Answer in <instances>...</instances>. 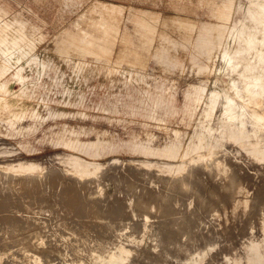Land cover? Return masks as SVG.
Segmentation results:
<instances>
[{"label": "rangeland", "instance_id": "1", "mask_svg": "<svg viewBox=\"0 0 264 264\" xmlns=\"http://www.w3.org/2000/svg\"><path fill=\"white\" fill-rule=\"evenodd\" d=\"M8 1L15 11L24 8L30 13L33 20H42L45 22L44 28L50 30L52 32L51 34H55L58 30L59 26H57L56 22L58 13L62 9V0ZM97 1L117 7L122 6L124 8L132 3L138 7L143 5L147 9L155 8L162 13L171 14H174L177 12L176 9L180 10L183 6V4L180 3L173 7V5L167 2H163L160 6L157 5L152 7V5H139V3L130 2L129 0ZM196 1L199 2L198 0ZM200 1V4L190 6L189 9H187V13L190 17L199 20V22L214 20L215 18L211 16L210 9L205 4L206 0ZM260 4H263V6L261 5L260 7ZM261 10L262 12L264 11L263 0H231L230 5L226 7V26L212 25L214 31L210 36H207L201 41L199 38H196L192 43L194 47H199L206 52L208 50L212 51L209 60L212 64V69L209 73L208 86L195 122L193 116H186L182 112V98L185 90L188 88V82L184 80L183 73L178 74L175 72L172 73V75L155 77V72L158 71V67H156L154 61H151L149 65L151 69L154 68L150 75L151 82H149L151 94L153 95L155 86H160L162 90L167 89L168 94H171L170 97L174 104H170L173 105L174 113H168V115H163L162 113L164 120H155L151 117L130 115L124 112L121 114H110L100 109V106L105 103L109 91H122L123 86L121 80L123 77L119 75L121 73H117L113 81L104 74V70L94 72L87 76H81L77 81V85L78 89L80 88L84 93L83 100L81 102L71 100L66 104L62 102L58 96V93L62 91V85L60 81H58V78H56L53 82L54 87L51 88L49 97L47 96L49 100L48 104L52 107L65 108L67 111L48 117L38 125L36 129H34V120L27 116L22 123L33 124L32 130H35L29 137H13L0 134V179L5 180L10 176L12 178H47L45 180L46 182L42 181L44 184L41 182V184H37L36 182L32 184V186L37 184L36 186L38 187H33L35 189L37 188V195H40L39 197H34L36 192H33L36 190L28 191V196L30 197L32 194L31 196L34 197L36 201L35 202L31 197L34 201V203H32L33 201L30 200L32 203L31 205L39 204V208H41L33 220L35 224L31 223L32 221L25 223L24 220L22 224L21 218L19 217V220L17 215L12 213L14 208H18V206H16L18 203V205L30 206V202L28 201V199H30L29 197L25 201H21L20 198L17 199L23 191L27 197V192L22 190L24 189L23 187H25L22 185L27 184H24V182L21 185L18 184V190L22 188L20 194L14 195V193H12L13 191L9 190L12 187H7V193L0 194L2 199H4L3 201H5L3 202L0 198V202H2L0 204L9 206L11 209L13 208L10 210L9 207H4L6 208L4 209L2 205H0V211H2V209L4 211L3 213L0 212V220H3L0 222V227H2L0 228V233L2 234L3 232V224L15 226L13 223L16 221L17 226L18 223L21 222L18 225L21 230L9 233L8 235L11 234L9 236L10 238L5 241L0 240V264H138L140 260V264H212L213 261L214 264H217V262L218 264H264V129H261V133L254 136L253 124L247 121L239 130L242 136L239 138H237L238 136L232 137V134L235 133L238 121L235 118H231L240 114L243 119H247L250 113L252 114L255 110L261 114L264 113V107H257L259 108L258 110L257 108L254 109V107L248 104L246 97H238L237 94L243 82H248L250 87L256 88L258 85H264V12L256 15V12ZM17 41H10L9 43L11 44L8 47L16 48ZM21 42L23 46V41ZM205 58L207 59L209 56L207 55ZM186 60L187 58H185V62ZM185 62L182 63V67L186 64ZM59 69L68 74L71 67L59 63L57 64V72H59ZM53 74L54 71H50V76ZM63 80H66V75ZM41 82L48 84L52 83L49 79H44ZM127 83L130 84L125 89H128L127 94H130V96L121 97L122 101L129 104L131 101H134V98L141 99L142 97L140 95L132 92L131 81ZM113 85L117 86L113 87ZM134 85L136 86L137 84ZM152 95L147 99H151ZM143 98L146 99V97ZM130 104L133 105V103ZM71 111L77 114H71ZM247 114L249 116H247ZM119 119L121 120L119 121ZM252 120H254L253 117ZM51 126H53V131L65 136H69L70 131H76L74 138L81 142L80 146L70 148L62 144L51 145L45 140L43 141V134L50 132L52 130ZM173 130L180 131L182 135L181 146L183 147L185 144L180 157H167L154 152L149 153L142 148L133 147L131 144L133 140L145 138L148 133L156 137H161L163 133L172 132ZM46 138L47 141L52 142L51 137ZM88 140H95V143L89 145L83 144ZM250 142H252V144ZM252 149L254 150L252 151ZM55 150L74 151L83 158L97 159L104 162L89 161L76 155L54 152ZM132 157L163 160L129 159ZM209 159L212 163L214 162L211 166L213 171L211 168H207L208 164H210ZM212 159H215V161H212ZM88 162L98 163L99 165H97L93 171L87 173L85 170H88ZM200 165L201 171L198 169ZM232 165L233 167L236 166V170H238V177H236V179H239V181H236L235 178L233 182L227 179V176L229 173L231 174V170L233 169ZM256 165L259 166L257 167ZM191 166L193 171H196L195 168L198 169L197 172L199 171L198 174H196L197 176L195 175L192 180L189 179V181L191 180V185H193L192 188L190 184L188 188H184L180 186V184H172L174 187L169 186L170 184L168 181L170 179H177L184 175ZM47 176L51 177V179H55L52 180L58 183H56L57 187L55 186V182L53 184L51 179L48 180L49 178ZM194 180L197 181L198 184L194 182ZM47 181H50V184ZM66 182L69 183V185H67L70 188L65 185ZM70 183L71 185L74 183L72 188ZM230 183L234 187H231V185L229 186ZM43 185H46V188H49L51 185L54 186L49 188L50 192L48 191V199L44 198L45 187ZM176 186H178V188ZM224 186H227L229 190H224ZM39 187L43 191L41 189L39 190ZM65 187H67V189ZM73 187H79V190H75ZM230 187L232 189H230ZM57 188L62 190L59 191ZM172 188H177L174 190L180 191L181 194L178 192L175 193V191H172ZM71 189L74 190L72 191ZM84 189L86 191L84 192L86 193L85 203L87 205L84 203ZM161 189L162 191H160ZM169 189L175 194V197H172L174 194L168 191ZM187 189L189 191H187ZM70 190L72 194L71 192L69 193ZM198 190L199 192H197ZM40 191L43 193L41 192L39 194ZM62 191L65 194H63ZM148 191L152 193L150 194ZM184 191L186 198L183 196ZM227 192H229V194ZM233 192L235 194H232ZM8 193L10 194L8 195ZM50 193L54 194H52L53 197L50 195L52 197L51 199L49 198ZM76 193L78 195H76ZM41 194H43V196ZM168 194L171 195L167 196ZM61 195L66 197H61ZM11 196H13V199ZM211 196H213V201L210 200ZM37 198L40 202L37 201ZM42 198L45 200L43 201ZM62 198H64L63 202ZM65 198H68V200H65ZM261 198L263 199L262 201L260 200ZM180 199L182 202H179ZM214 199L222 201H217V204L216 200L214 202ZM51 200L53 201L50 202ZM81 200H83L84 204L81 203ZM56 201L57 204L64 205L63 210L61 207H59L61 210L57 209L58 207H54L55 204L53 203H56ZM87 201H90V204ZM91 201L94 203L93 205H91ZM7 202L16 207L11 206ZM46 202L50 204L48 203L47 205ZM68 202L69 205H67ZM79 202L81 205L80 208ZM77 203L80 209L77 210L79 211L78 213L73 210L75 207V209H77ZM165 203L168 204L167 207ZM181 203L182 205H180ZM211 203L212 207H208L210 212L207 206H211ZM42 204H46L45 207L53 204L51 205L52 209H54L53 211L59 212L61 218L60 215H58L59 217L54 216L57 218L53 217V219H51V211L43 207ZM72 204L74 205L72 207L73 209H70ZM97 204L99 205L95 206ZM83 208L85 212H88L85 213ZM94 208H97L95 209L97 212ZM200 208L205 211H201ZM164 209L167 211L171 210V212L168 211L167 214H163L165 212ZM66 210L68 212L70 210L74 211H70V215L74 213L77 218L72 215V218L70 215L67 216L69 213ZM174 210H176L175 212L178 211V215L176 213L172 215ZM198 210H200V213L197 212ZM6 211H11V213L8 215ZM5 213H7V215ZM79 213H82L84 217L86 216L87 218H85L84 221L86 220L88 222L81 221L80 219L84 217L81 216L82 218H80ZM168 213L170 215H168ZM3 215L7 216V218L10 216V219L8 218L9 220L12 218L15 220L12 219L13 221H9ZM163 215L165 216L163 217ZM167 215L168 218H165ZM185 215L186 219H190L193 225L190 221H183L185 220ZM192 215L193 218L195 217L194 221L191 219ZM180 217L183 219L181 220ZM73 218H76V220H73ZM93 218L99 220L92 223L89 220ZM179 219L181 224L183 222L190 223L185 225L183 223V227L178 223L180 222ZM159 221L160 223H158ZM170 221H172V223L169 227L167 224ZM197 222L200 224H197ZM21 224L24 225V227H22ZM189 224L193 227L191 226L190 228ZM180 225L181 228H179ZM154 226L158 229V238L155 241L152 237ZM247 226H249V228H247ZM87 227H89L88 229H91V231L86 230ZM168 227L170 229L173 228L174 231L176 229L177 233L173 232V234V230L171 229V231ZM182 227L184 229H182ZM100 228L102 229L100 230ZM200 229L205 233L201 232ZM163 230L165 233L169 231V233H166L167 236L166 234L165 236L161 234ZM192 230L195 231L193 232ZM216 230H219L218 234ZM220 231L222 232L220 233ZM1 234L0 239L2 236ZM168 235L175 236L169 237ZM224 236L226 239H223ZM170 238H173L172 241L169 240ZM210 241L214 243L208 244ZM177 244L179 246H177ZM157 245L161 247L158 248ZM206 245L207 247H205ZM199 247L205 248H201L202 250L200 252L193 254ZM10 250L12 251L10 252ZM160 250H163L161 252L164 255L160 253ZM165 250H168L169 253ZM216 252L219 255H217ZM129 256H131L130 262H128ZM147 256H149V259ZM152 261L153 263H151Z\"/></svg>", "mask_w": 264, "mask_h": 264}, {"label": "crops", "instance_id": "2", "mask_svg": "<svg viewBox=\"0 0 264 264\" xmlns=\"http://www.w3.org/2000/svg\"><path fill=\"white\" fill-rule=\"evenodd\" d=\"M62 1V9L56 22L59 27L55 34H51L50 30L44 28L45 22L33 20L26 9L15 11L8 0H0L1 135L29 137L35 130H32L33 124L22 123L27 116L34 120L36 129L48 117L67 111L65 108L48 104L47 96L49 97L56 78L62 85V91L58 93L62 102H81L84 93L78 89L77 81L83 75L87 76L100 70H104V74L112 81L117 73H121L119 75L123 77L122 91H109L100 109L110 114L124 112L164 120L163 115L174 113V104L167 89L162 90L160 86H155L153 95L151 94L149 82L151 71L154 70L149 67L151 61L158 67L155 77L172 75L175 72L183 73L188 88L182 98V112L186 116H193L194 122L196 121L212 69L209 61L212 51L206 52L194 47L192 43L196 38L201 41L210 36L214 31L213 26H226V7L230 5L231 0H206L205 4L215 19L204 22H199L187 13V9L200 4V0H129L152 7L160 6L163 2L173 7L183 4L174 14L162 13L155 8L147 9L143 5L138 7L132 3L124 8L97 0ZM24 37L33 41V45L28 46L26 41L22 46L21 39ZM12 40H19L16 42V48L8 47ZM207 55L209 58L206 59ZM183 62L186 63L184 67ZM59 63L71 67L70 72L67 74L61 69L57 72ZM50 71H54L52 76ZM44 79H49L52 83H42ZM128 81H131L132 92L142 97L134 98V101L130 102L133 105L121 99L123 96H130L127 94L128 89H125L130 84ZM150 95L152 98L147 99ZM71 114L77 113L71 111ZM51 127L50 132L43 134V141L70 148L80 146L81 142L74 138L76 131H70L69 136H65L53 131V126ZM46 137H51L52 142L47 141ZM181 142L180 131L173 130L163 133L161 137L148 133L145 138L133 140L131 144L149 153L180 157L185 145L182 147ZM94 143L95 140H88L83 144ZM54 152L104 162L83 158L74 151ZM129 159L163 160L133 157Z\"/></svg>", "mask_w": 264, "mask_h": 264}, {"label": "bare ground", "instance_id": "3", "mask_svg": "<svg viewBox=\"0 0 264 264\" xmlns=\"http://www.w3.org/2000/svg\"><path fill=\"white\" fill-rule=\"evenodd\" d=\"M263 1H264V0H263ZM261 5L263 6V4H260V7H261ZM255 9H256V8H255ZM262 10H263V9H262ZM262 10H261V11H257V12H256V15L262 14V13L264 12V11L262 12ZM4 35H5V34H4ZM20 39H21V38H20ZM8 40H9V39H8ZM21 40H22L23 42H26V41H27V43H28L29 46H30V44L32 45V43H33L32 41L25 39V37L22 38ZM11 42H12V41H11ZM14 48H15V47H14ZM19 64H20V63H19ZM237 94H238V97H242V96L246 97V99H247V101H248V104H249L250 106L254 107V109L257 108V107H259V108H260V107H261V108L264 107V85H263V84L258 85V87L256 88V87H250L248 82H243V83H241V88H240V90L238 91ZM259 108H257V110H258ZM263 110H264V109H263ZM263 110H262V111H263ZM256 113H257V114H256ZM255 114H256V115H255ZM247 116H249V115L247 114ZM252 117H253L254 120H252ZM231 118H233V119L235 118V119H237V121H238V123L236 124L235 133L232 134V137H233V136H238L237 138H239V137L242 136V135L239 133V132H240L239 130L245 125V123H246L247 121H249L251 124H253V125H252V128L254 129V130H253V131H254V132H253V135H254V136H256L257 134L261 133V132H260L261 129H264V113L261 114L260 112H257L256 110H255L254 112H252V114L250 113V116H249L247 119H243V118L241 117L240 114H237V115H235L234 117H231ZM226 138H227V137H226ZM231 140H232V139H231ZM226 141H227V140H226ZM237 141H238V140H237ZM234 143H235V142H234ZM250 143L252 144V142H250ZM226 144H227V143H226ZM244 145H245V143H244ZM255 146H256V145H255ZM224 147H225V146H224ZM226 147H227V146H226ZM230 147H231V146H230ZM228 148H229V147H228ZM246 148H247V146H246ZM229 149H230V148H229ZM253 150H254V149H252V151H253ZM230 151H231V150H230ZM242 152H243V151H242ZM247 153H248V152H247ZM228 154H229V152H228ZM240 157H241V154H240ZM240 157H239V158H240ZM212 158H213V157H212ZM219 158H220V157H219ZM235 158H236V157H235ZM242 159H243V158H242ZM209 160H210V159H209ZM209 160H208V161H209ZM213 160L215 161V159H212V161H213ZM232 161H233V160H232ZM248 161H249V160H248ZM111 162H112V161H111ZM209 162H210V164H208L209 167L207 166V168H211L212 164L214 163V162L212 163L211 160H210ZM216 162H217V161H216ZM234 162H235V161H234ZM262 162H263V161H262ZM241 163H242V162H241ZM241 163H240V164H241ZM259 163H260V161H259ZM244 164H245V161H244ZM97 165H99V164H98V163H93V162H88V163H87V168H88V170H85V171H86L87 173H90L91 171H93V169H95V167H96ZM192 165H194V164H192ZM198 165H199V164H198ZM217 165H218V164H217ZM194 166H196V165H194ZM202 166H203V165H202ZM245 166H246V165H245ZM254 166H255V165H254ZM256 166H257V165H256ZM258 166H259V165H258ZM258 166H257V167H258ZM199 167H200V168H199ZM199 167H198V169H199V171H201V165H200ZM214 167H215V166H214ZM230 167H231V166H230ZM232 167H233V165H232ZM234 167H235V168H234ZM234 167H233V169L231 168V169H232V170H231V174L229 173V175H231V176H229V175L227 176V177H228L227 179H228V180H231L232 182H233L234 178H235L236 181H239V179H238V180L236 179V177H238V174H237V171H238V170H236V166H234ZM263 167H264V166H263ZM193 169H194V168H193ZM198 169L195 168L196 171H193V170H192V166H191L190 169H188V171H187L184 175L180 176V177L177 178V179H175V178L170 179V180L168 181L169 184H170L169 186H170V187H174V185L172 186V184H175V185H176V184H180V186H182V187H184V188H188V187L192 184V183L190 182V181L192 180V178H194L195 175L198 174V172H199V171L197 172ZM203 169H204V168H203ZM213 169H214V168H213ZM253 169H254V168H253ZM80 170H81V169H80ZM110 170H111V169H110ZM113 170H114V169H113ZM205 170H206V169H205ZM211 170H212V168H211ZM242 170H244V169H242ZM261 170H263V169H261ZM81 171H82V170H81ZM208 171H209V170H208ZM212 171H213V170H212ZM263 171H264V170H263ZM83 172H84V171H83ZM110 172H111V171H110ZM112 172H113V171H112ZM196 172H197V173H196ZM205 172H206V171H205ZM243 172H244V171H243ZM211 173H212V172H211ZM261 173H262V172H261ZM109 174H111V173H109ZM236 174H237V175H236ZM114 176H115V174H114ZM196 176H197V175H196ZM47 177L49 178L48 180L51 179V177H49V176H47ZM208 177H209V176H208ZM212 177H213V176H212ZM245 177H246V176H245ZM46 179H47V178H43V179H41V178H33V177H19V178H12L11 176H10V177H7L5 180L0 179V194L7 193V189H8L7 187H12V188L9 189V190L13 191L12 193H14V195H16V194H18V193L20 194V192H22V191H20L22 188H20V190H18L19 188H17V187H18V184L21 185V184L24 182V184H27V185H22V186H25V187H23L24 189H22V190H25V192H27V197H26V195L23 193V192H24V191H23L17 199L20 198L21 201H25V200L28 199V197H29V196H28V195H29V194H28V191L36 190L37 188L35 189L34 187H35L37 184H39L40 182L42 183V181H45ZM52 179L55 180L54 178H52ZM52 179H51V182L53 181ZM189 179H191V180L189 181ZM248 179H249V178H248ZM195 180H196V179H195ZM195 180H194V182H197V181H195ZM188 181H189V183H188ZM247 181H248V180H247ZM35 182H36L37 184L33 185V186H34V187H33L32 184H34ZM45 182H46V181H45ZM47 182H48V181H47ZM49 182H50V181H49ZM49 182H48V183H49ZM54 182H55V186H56V183H57V182H56V181H53L52 183L54 184ZM68 182H70V181H68ZM68 182H66L65 185H67V184L69 185ZM172 182H174V183H172ZM176 182H178V183H176ZM199 182H200V181H199ZM243 182H244V181H243ZM249 182H250V181H249ZM41 183H40V184H41ZM52 183H51V184H52ZM201 183H202V182H201ZM9 184H10V186H9ZM42 184H44V182H43ZM45 184H46V183H45ZM49 184H50V183H49ZM57 184H58V183H57ZM166 184H167V181H166ZM189 184H190V185H189ZM197 184H198V182H197ZM235 184H236V183H235ZM237 184H238V182H237ZM248 184H249V183H248ZM20 185H19V186H20ZM46 185H47V184H46ZM46 185H45V186L43 185V186L45 187V188L43 187L44 190H45V192H44V193H45V195H44L45 197H44V198H47V199H48V191H49V188H51V186H53V185H51L49 188H46ZM59 185H60V184H59ZM61 185H62V184H61ZM63 185H64V184H63ZM65 185H64V186H65ZM68 185H67V186H68ZM70 185H71V183H70ZM72 185H74V183H73ZM72 185H71V188H72ZM162 185H163V184H162ZM164 185H165V184H164ZM167 185H168V184H167ZM225 185H226V183H225ZM230 185H231V183L229 184V186H230ZM245 185H246V184H245ZM26 186H27V188H26ZM30 186H32V187H30ZM64 186H63V187H64ZM75 186H76V185H75ZM178 186H179V185H178ZM178 186H176V187L178 188ZM180 186H179V187H180ZM192 186H193V185H191L190 187L192 188ZM198 186H199V185H198ZM227 186H228V185H227ZM227 186H226V187H227ZM36 187H38V186H36ZM53 187H54V186H53ZM56 187H57V186H56ZM58 187H59V186H58ZM63 187H61V188H63ZM68 187H69V186H68ZM163 187H164V186H163ZM166 187H167V186H166ZM166 187H165V188H166ZM221 187H222V186H221ZM224 187H225V186H224ZM226 187L223 188V189H224V190H229L228 187H227V189H226ZM231 187H234V186L231 185ZM231 187H230V189H232ZM235 187H236V186H235ZM254 187H255V186H254ZM65 188L67 189V187H65ZM69 188H70V187H69ZM73 188H74L75 190H79V187H78V188L73 187ZM167 188H169V187H167ZM177 188H174V189H177ZM193 188H194V187H193ZM236 188H237V187H236ZM38 189L40 190L41 188L39 187ZM52 189H53V188H52ZM52 189H51V191H52ZM57 189H59V188H57ZM74 189H71V190L73 191ZM170 189H171V188H170ZM170 189H169L168 191H171ZM172 189H173V188H172ZM174 189H173L172 191H175ZM180 189H181V188H180ZM180 189H179V190H180ZM182 189H183V188H182ZM223 189H222V190H223ZM233 189H234V188H233ZM260 189H261V188H260ZM41 190H42V189H41ZM55 190H56V189H55ZM61 190H62V189H61ZM61 190L59 189V191H61ZM71 190L69 191V193L71 192ZM185 190H186V189H185ZM191 190H192V189H191ZM234 190H235V189H234ZM254 190H255V189H254ZM256 190H257V189H256ZM42 191H43V190H42ZM42 191H40L39 194H40ZM53 191H54V189H53ZM57 191H58V190H57ZM57 191H56V193H57ZM59 191H58V192H59ZM63 191H64V190H63ZM63 191H62V192H63ZM84 191H85V189L83 190L84 196H83V195H82V196L84 197V203H85V202H86V198H85V197H86V193H85L86 191H85V192H84ZM150 191H151V190H150ZM160 191H162V189H161ZM166 191H167V190H166ZM172 191H171V192H172ZM187 191H189V190L187 189ZM258 191H259V190H258ZM261 191H262V190H261ZM8 192H9V191H8ZM35 192H36V195H34V197H35V198H36V197H39L40 195H37V193H38L37 190L34 191L33 193H35ZM49 192H50V191H49ZM148 192H149V191H148ZM171 192H167V193H171ZM176 192H178L179 194H181L180 191H178V190L175 191V193H176ZM197 192H199V190H198ZM225 192H226V191H225ZM231 192H232V191H231ZM255 192H257V191H255ZM42 193H43V192H42ZM54 193H55V192H54ZM59 193H60V192H59ZM145 193H146V192H145ZM149 193H150V192H149ZM151 193H152V192H151ZM151 193H150V194H151ZM172 193H173V192H172ZM178 193H177V194H178ZM227 193L229 194V192H227ZM227 193H226V194H227ZM261 193H262V192H261ZM9 194H10V193H8V195H9ZM22 194H23V195H22ZM30 194H31V193H30ZM52 194H53V193H50V194H49V198H50V199H51V198L53 197V195H54V194H53V195H52ZM63 194H65V193L63 192ZM66 194H67V193H66ZM71 194H72V192H71ZM71 194H70V195H71ZM80 194H81V192H80ZM140 194H141V193H140ZM157 194H158V193H157ZM173 194H174V193H173ZM194 194H195V193H194ZM199 194H200V193H199ZM232 194H235V193L233 192ZM6 195H7V194H6ZM11 195H12V194H11ZM31 195H32V194H31ZM31 195H30V197H29L30 199H28V201L30 202V203H29L30 206H24V205H22V204L18 205V204H19V203H18L17 205L15 204L16 206H18V208H14V209L12 208V209H13V210H12L11 207H9V206L2 205V204H0V205H2L3 208H4V207H9L10 210H12V213H13L14 215H17V218H18L19 220H20V218H21L22 224H23L24 221H25V223H26V222H29V221H30V222L32 221L31 223L35 224V223L33 222V220L35 219L36 214L39 213V211L41 210V208H39V204H37V203H36L37 205H35V204H34V205H31V204L34 203V201H35V198L32 197ZM41 195L43 196V194H41ZM50 195H52V197H51ZM56 195H57V194H56ZM56 195H55V196H56ZM67 195H68V194H67ZM74 195H75V194H74ZM76 195H78V194L76 193ZM76 195H75V196H76ZM137 195H138V194H137ZM169 195H171V194H168L167 196H169ZM185 195H186V194H185V191H184L183 196H185ZM187 195H188V194H187ZM216 195H217V194H216ZM230 195H231V194H230ZM230 195H229V196H230ZM62 196H63V197H66V196H64V195H61V197H62ZM75 196H74V197H75ZM142 196H143V194H142ZM147 196H148V195H147ZM160 196H161V194H160ZM196 196H197V195H196ZM217 196H218V195H217ZM217 196H216V197H217ZM229 196H228V197H229ZM12 197H13V196H11V198H12ZM16 197H17V196H16ZM16 197H15V198H16ZM31 197H32V199H33L34 201L31 199ZM68 197H69V196H68ZM70 197H71V196H70ZM87 197H88V194H87ZM172 197H175V194H174ZM220 197H221V196H220ZM232 197H233V196H232ZM0 198L2 199V196H0ZM58 198H59V197H58ZM72 198H73V197H72ZM75 198H76V197H75ZM143 198H144V197H143ZM143 198H142V199H143ZM146 198H147V197H146ZM166 198H167V197H166ZM168 198H169V197H168ZM185 198H186V196H185ZM195 198H196V197H195ZM211 198H212V199H211ZM211 198H210V200L213 201V196H211ZM229 198H230V197H229ZM263 198H264V197H263ZM9 199H10V198H9ZM12 199H13V198H12ZM39 199H41V198H39ZM63 199H64V198H62V202H63ZM66 199L68 200V198H65V200H66ZM69 199H70V198H69ZM76 199H77V198H76ZM76 199H75V200H76ZM80 199H81V197H80ZM138 199H139V198H138ZM138 199H137V200H138ZM156 199H157V198H156ZM178 199H179V198H178ZM217 199H218V197H217ZM217 199H214V202H215V200H216V202H217V201H218V202H219V201H222V200H217ZM219 199H220V198H219ZM226 199H227V198H226ZM3 200H4V199H2V201H3ZM30 200H32L33 202L31 203ZM42 200L44 201L45 199L42 198ZM54 200H55V199H54ZM56 200H57V198H56ZM71 200H72V199H71ZM77 200H78V199H77ZM148 200H149V198H148ZM148 200H147V201H148ZM160 200H161V199H160ZM184 200H185V199H184ZM206 200H208V199H206ZM228 200H229V199H228ZM260 200L262 201L263 199L261 198ZM28 201H27V202H28ZM37 201H38V198H37ZM47 201H48V200H47ZM52 201H53V200H51L50 202H52ZM58 201H59V200H58ZM78 201H79V200H78ZM81 201H82L81 203H83V200H81ZM94 201H95V200H94ZM144 201H145V199H144ZM258 201H259V200H258ZM3 202H5V201H3ZM14 202H15V201H14ZM35 202H36V201H35ZM38 202H40V201H38ZM41 202H42V201H41ZM64 202H65V201H64ZM71 202H72V201H71ZM74 202H75V201H74ZM74 202H73V203H74ZM87 202H89V204H90V201H87ZM141 202H143V201H141ZM151 202H152V201H151ZM165 202H166V201H165ZM179 202H182V200L180 199ZM218 202H217V204H218ZM224 202H225V201H224ZM251 202H252V199H251ZM253 202H254V201H253ZM0 203H2V202H0ZM7 203H9V202H7ZM11 203H13V202H11ZM16 203H17V202H16ZM42 203H43V202H42ZM46 203H47V205H48L49 202H46ZM65 203H66V202H65ZM75 203H76V202H75ZM84 203H83V204H84ZM91 203H92V201H91ZM152 203H154V202H152ZM201 203H202V201H201ZM205 203H206V201H205ZM208 203H209V201H208ZM254 203H255V202H254ZM261 203H262V202H261ZM261 203H260V204H261ZM5 204H6V203H5ZM9 204H10V203H9ZM9 204H8V205H9ZM27 204H28V203H27ZM49 204H50V203H49ZM53 204H55L54 207H58L57 209H60L59 207H61V209L63 210V208H64V207H63L64 205L62 206V205L59 204V203L57 204V201H56V203H53ZM53 204H51V205H53ZM62 204H64V203H62ZM93 204H94V203H92L91 205H93ZM142 204H143V203H142ZM165 204H166V203H165ZM183 204H184V203H183ZM199 204H200V203H199ZM199 204H198V205H199ZM202 204H203V203H202ZM256 204H257V203H256ZM263 204H264V203H263ZM10 205L13 206V207H16V206H14L13 204H10ZM45 205H46V204H45ZM45 205L42 204L43 207H45ZM51 205H50V206H47V207H45V208H47V209H49V210L51 211V213H52V217H51V219H53L54 216H58V215H60V214H59V212L57 213L56 211H53L54 209H52ZM67 205H69V202H68ZM67 205H66V206H67ZM70 205H71V204H70ZM76 205H77V209H75L76 207H75L74 209L72 208V207L74 206L73 204H72V206H70V207H71L70 209H73V210H75V211L78 213L79 211H77V210L81 207L80 202H79V205H80L79 208H78V203H77ZM85 205H87V204L85 203ZM98 205H99V204H97V205H95V206H98ZM139 205H140V204H139ZM145 205H146V201H145ZM178 205H179V204H178ZM180 205H182V203H181ZM206 205H207V203H206ZM167 206H168V204H166V207H167ZM172 206H173V205H172ZM195 206H196V205H195ZM204 206H205V205H204ZM217 206H218V205H217ZM224 206H225V205H224ZM257 206H258V205H257ZM48 207H50V208H48ZM91 207H92V206H91ZM136 207H137V206H136ZM148 207H149V206H148ZM199 207H201V206H199ZM208 207L211 208V207H212V203H211V206H210V205L207 206V209H208ZM251 207H252V206H251ZM92 208H93V207H92ZM92 208H91V209H92ZM168 208H169V207H168ZM168 208H167V209H168ZM203 208H204V207H203ZM205 208H206V207H205ZM215 208H216V205H215ZM218 208H219V207H218ZM257 208H259V207H257ZM260 208H261V207H260ZM263 208H264V207H263ZM1 209H2V208H1ZM4 209H6V208H4ZM7 209H8V208H7ZM61 209H60V210H61ZM85 209H86V208H85ZM95 209H97V208H94V210H95ZM135 209H138V208H135ZM165 209H166V208H165ZM165 209H164V210H165ZM172 209H174V208H172ZM181 209H182V208H181ZM181 209H180V210H181ZM220 209H221V208H220ZM254 209H255V208H254ZM67 210H68V209H67ZM67 210H66V211H67ZM79 210H80V209H79ZM83 210H84V208H83ZM83 210H82V211H83ZM149 210H150V209H149ZM190 210H191V209H190ZM194 210H195V209H194ZM200 210H201V208H200ZM200 210H198L197 212L200 213V212H199ZM208 210H209V209H208ZM64 211H65V210H64ZM70 211H72V210H70ZM70 211H69V212L67 211V212L69 213V214H67V216L70 215ZM95 211H96V210H95ZM99 211H100V210H99ZM168 211H169V210H168ZM168 211L165 210L166 213L163 211V212H164L163 214H167ZM175 211H176V210H174V212H172V215H173V213H174V214H175V213L177 214L178 211H177V212H175ZM201 211H205V210L202 209ZM209 211H210V210H209ZM263 211H264V210H263ZM0 212L3 213V212H4L3 209H2V211H0ZM6 212H7V211H6ZM72 212H74V211H72ZM84 212H85V210H84ZM84 212H83V213H84ZM86 212H88V211H86ZM86 212H85V213H86ZM96 212H97V211H96ZM169 212H171V210H170ZM181 212H182V211H181ZM210 212H211V211H210ZM210 212H208V213H210ZM215 212H216V211H215ZM218 212H219V211H218ZM249 212H250V211H249ZM254 212H255V211H254ZM7 213H8V215H9V213H11V211H10V212L8 211ZM7 213H5V214L7 215ZM63 213L66 214L65 212H63ZM151 213H152V212H151ZM194 213H195V212H194ZM201 213H204V212H201ZM250 213H251V212H250ZM79 214H80V213H79ZM87 214H88V213H87ZM182 214H185V213H182ZM190 214H191V213H190ZM206 214H207V212H206ZM206 214H205V215H206ZM0 215H1V214H0ZM10 215H11V214H10ZM14 215H13V217L15 218ZM71 215H72V216H76V215H74V213H72ZM71 215H70V216H71ZM83 215H84V214H83ZM90 215H91V214H90ZM93 215H94V214H93ZM93 215H92V216H93ZM96 215H97V214H96ZM168 215H170V214L168 213ZM168 215H167V217H165V218H168ZM177 215H178V214H177ZM193 215H194V214H193ZM193 215H192V218H191L192 221H194V218H195V217L193 218ZM196 215H197V214H196ZM200 215H201V214H200ZM238 215H239V214H238ZM254 215H255V214H254ZM257 215H258V214H257ZM257 215H256V216H257ZM3 216H5V215H3ZM63 216H64V215H63ZM72 216H71V218H72ZM81 216H82V213L80 214L79 217H80V218L84 217V216H82V217H81ZM157 216H158V215H157ZM160 216H161V215H160ZM164 216H165V215H163V217H164ZM188 216H189V215H188ZM251 216H252V215H251ZM9 217H10V216H9ZM9 217H8V218H9ZM19 217H20V218H19ZM58 217H59V216H58ZM79 217H78V218H79ZM95 217H96V216H95ZM182 217H183V216H182ZM196 217H198V216H196ZM202 217H203V215H202ZM3 218H4V217H3ZM5 218L8 219L7 216H5ZM54 218H57V217H54ZM60 218H61V215H60ZM62 218H63V217H62ZM67 218H68V217H67ZM76 218H77V216H76ZM76 218H75V219L73 218V220H76ZM85 218H87V217L85 216L83 219H80V220H81V221H84ZM97 218H98V217H97ZM180 218H181V217H180ZM189 218H190V217H189ZM251 218H252V217H251ZM1 219H2V218H1ZM6 219H5V220H6ZM9 219H10V218H9ZM9 219H8V220H9ZM12 219H13V218H12ZM12 219H11V220H12ZM18 219H17V220H18ZM38 219H39V218H38ZM44 219H45V218H44ZM65 219H66V218H65ZM169 219H170V216H169ZM171 219H172V217H171ZM182 219H183V218H181V220H182ZM184 219H185V220H183V221H185V222H186V221H190V219H188V218H187L188 220L186 219V215H185V218H184ZM196 219H197V218H196ZM202 219H203V218H202ZM5 220H4V222L6 223ZM11 220H9V221H11ZM13 220H15V219H13ZM13 220H12V221H13ZM23 220H24V221H23ZM77 220H79V219H77ZM80 220H79V221H80ZM98 220H99V219L96 220V218H95V219L93 218V219H91V220H89V221L92 222V223H95V222H97ZM204 220H205V218H204ZM251 220H252V219H251ZM1 221H3V220H0V222H1ZM43 221H44V220H43ZM85 221H86V220H85ZM85 221H84V222H85ZM100 221H101V220H100ZM167 221H168V220H167ZM172 221H174V220H172ZM172 221L168 222L167 225H168V226L171 225ZM179 221H180V219H179ZM183 221H182V222H183ZM4 222H3V223H4ZM18 222H19V221H18ZM61 222H62V221H61ZM70 222H71V221H70ZM86 222H88V221H86ZM90 222H89V223H90ZM161 222H163V221H161ZM174 222H175V221H174ZM190 222H191V221H190ZM190 222H188V223H190ZM206 222H207V221H206ZM7 223H11V222H7ZM19 223H21V222H19ZM19 223H18V225H19ZM39 223H40V222H39ZM46 223H47V222H46ZM81 223H82V222H81ZM158 223H160V221H159ZM169 223H170V224H169ZM178 223L181 224V221L178 222ZM183 223H184V222H183ZM183 223L181 224L182 226H183ZM188 223H184V225H185V224H188ZM191 223H192V222H191ZM198 223H199V222H197V224H198ZM245 223H246V222H245ZM252 223H253V222H252ZM13 224H15V226H14V225H11V224H9V225H8V224H3V225H4V228H3V230H2L3 232L1 231L2 234L0 233V234L2 235L0 240L5 241V240H7V239L10 238L9 236H10L11 234L8 235L9 233L14 232V231H16V230H21V228H20L18 225L16 226V221H15V223H13ZM22 224H21V226L24 227V225H22ZM42 224H43V223H42ZM42 224H41V225H42ZM69 224H70V223H69ZM82 224H83V223H82ZM197 224H196V226H197ZM199 224H200V223H199ZM243 224H244V223H243ZM248 224H249V222H248ZM39 225H40V224H39ZM158 225H160V224H158ZM158 225H156V226H158ZM164 225H165V223H164ZM164 225H163V227H164ZM181 225H180V227H179V226H178V227L181 228ZM189 225H190V228H191V226L193 225V223H192V225H191V224H189ZM194 225H195V223H194ZM250 225H251V224H250ZM1 226H2V225H1ZM156 226H154V228H153V231H154V232H153V236H152V237H153V240H154V241L158 238V235H157V233H158V229L155 228ZM186 226H188V225H186ZM186 226H185V227H186ZM196 226H195V229H196ZM200 226H201V225H200ZM240 226H241V225H240ZM240 226H239V227H240ZM54 227H55V226H54ZM73 227H74V226H73ZM76 227H77V226H76ZM90 227H91V226H90ZM163 227H162V228H163ZM169 227H170V226H169ZM169 227H168V228H169ZM183 227H184V226H183ZM183 227H182V229H184ZM192 227H193V226H192ZM197 227H198V226H197ZM250 227H251V226H250ZM252 227H253V226H252ZM254 227H255V226H254ZM0 228H2V227H0ZM71 228H72V227H71ZM88 228H89V227H87L86 230H90V231H91V229H88ZM164 228H165V227H164ZM168 228H167V229H168ZM245 228H246V227H245ZM247 228H249V226H247ZM30 229H31V228H30ZM75 229H76V228H75ZM101 229H102V228H100V230H101ZM160 229H161V228H160ZM165 229H166V228H165ZM169 229H170V228H169ZM169 229H168V230H169ZM171 229H172L173 231H172ZM171 229H170V230L172 231V233L177 231L176 229H175V231H174L173 228H171ZM202 229H203V228H202ZM220 229H221V228H220ZM98 230H99V228H98ZM104 230H105V229H104ZM168 230H167V231H168ZM200 230H201V229H200ZM200 230H199V231H200ZM206 230H207V229H206ZM206 230H205V231H206ZM225 230H226V229H225ZM243 230H244V227H243ZM76 231H77V230H76ZM83 231H84V230H83ZM92 231H93V230H92ZM107 231H108V230H107ZM182 231H185V230H182ZM192 231H193V230H192ZM194 231H195V230H194ZM194 231H193V232H194ZM211 231H212V230H211ZM216 231H217V234H218L219 230H216ZM222 231H223V230H222ZM222 231H220V233H221ZM247 231H248V230H247ZM249 231H250V230H249ZM251 231H252V230H251ZM19 232H20V231H19ZM19 232H18V233H19ZM108 232H109V231H108ZM160 232H161V230H160ZM160 232H159V234H160ZM162 232H163V233H161V234H163L164 236H165L166 233H169V231L165 233L164 230H163ZM187 232H188V231H187ZM201 232H204V231L201 230ZM225 232H226V231H225ZM82 233H83V232H82ZM172 233H171V234H172ZM176 233H177V232H176ZM188 233H189V232H188ZM197 233H198V232H197ZM204 233H205V232H204ZM237 233H238V232H237ZM241 233H242V232H241ZM243 233H244V232H243ZM246 233H247V232H246ZM161 234H160V235H161ZM173 234H174V233H173ZM202 234H203V233H202ZM227 234H228V233H227ZM12 235H13V234H12ZM90 235H91V234H90ZM156 235H157V236H156ZM163 235H162V236H163ZM178 235H179V232H178ZM187 235H188V234H187ZM212 235H213V234H212ZM221 235H224V234H221ZM221 235H220V236H221ZM236 235H237V234H236ZM100 236H101V235H100ZM166 236H167V234H166ZM168 236H169V235H168ZM170 236H171V237H172V236L174 237L175 235H170ZM170 236H169V237H170ZM188 236H189V235H188ZM195 236H196V235H195ZM198 236H199V235H198ZM200 236H202V235H200ZM204 236H205V235H204ZM207 236H209V235H207ZM226 236H227V235H226ZM189 237H190V236H189ZM95 238H96V237H95ZM103 238H104V237H103ZM178 238H179V236H178ZM197 238H198V237H197ZM197 238H196V239H197ZM204 238H206V237H204ZM220 238H221V237H220ZM151 239H152V238H151ZM172 239H173V238H172ZM172 239L170 238L169 240L172 241ZM174 239H175V238H174ZM189 239H191V238H189ZM192 239H193V238H192ZM201 239H202V238H201ZM215 239H217V238H215ZM223 239H226V237L224 236ZM178 240H179V239H178ZM197 240H198V239H197ZM197 240H196V241H197ZM170 241H169V243H170ZM186 241H187V240H186ZM203 241H204V239H203ZM205 241H206V240H205ZM223 241H224V240H223ZM159 242H160V240H159ZM164 242H165V241H164ZM182 242H183V241H182ZM224 242H225V241H224ZM237 242H238V241H237ZM199 243H200V242H199ZM211 243L213 244L214 242H211V241H210L208 244H211ZM226 243H227V242H226ZM156 244H157V243H156ZM156 244H154V245H156ZM158 244H159V243H158ZM173 244H174V240H173ZM180 244H181V242H180ZM196 244H197V243H196ZM208 244H207V245H208ZM223 244H224V243H223ZM227 244H229V243H227ZM193 245H194V244H193ZM207 245H206L205 247H207ZM229 245H230V244H229ZM177 246H179V245L177 244ZM184 246H185V245H184ZM196 246H197V245H196ZM200 246H201V245H200ZM231 246H232V245H231ZM235 246H236V245H235ZM235 246H234V247H235ZM9 247H10V246H9ZM157 247H158V245H157ZM159 247H161V246H159ZM159 247H158V248H159ZM186 247H187V246H186ZM188 247H189V246H188ZM205 247H203V248H202V247L197 248L196 251H195L193 254H195L196 252H200V251H201L202 249H204ZM227 247H228V246H227ZM229 247H230V246H229ZM201 248H202V249H201ZM220 249H221V248H220ZM179 250H180V249H179ZM179 250H176V251H179ZM11 251H12V250H10V252H11ZM13 251H14V250H13ZM138 251H139V250H138ZM138 251H137V252H138ZM142 251H143V250H142ZM150 251H151V250H150ZM161 251H163V250H160V253H162ZM165 251H166V250H165ZM167 251H168V250H167ZM167 251H166V252H167ZM185 251H186V250H185ZM14 252H15V251H14ZM137 252H136V254H137ZM174 252H175V251H174ZM140 253H141V252H140ZM145 253H146V252H145ZM157 253H158V252H157ZM167 253H169V251H168ZM171 253H172V252H171ZM146 254H147V253H146ZM162 254H163V253H162ZM177 254H178V253H177ZM193 254H192V255H193ZM216 254H217V252H216ZM147 255H148V254H147ZM150 255H152V254H150ZM150 255H149V256H150ZM154 255H155V254H154ZM159 255H161V254H159ZM163 255H164V254H163ZM174 255H175V254H174ZM217 255H219V254H217ZM41 256H42V255H41ZM149 256H147V258H148ZM171 256H172V255H171ZM142 257H143V256H142ZM130 258H131V256H129L128 262H130V260H131ZM213 258H214V257H213ZM135 259H136V258H135ZM148 259H149V258H148ZM155 259H156V258H155ZM155 259H154V260H155ZM177 259H178V258H177ZM157 261H158V260H157ZM212 261H213V260H212ZM137 262H138V261H137ZM139 262H141V260H140ZM139 262H138V264H140ZM147 262H148V261H147ZM155 262H156V261H155ZM215 262H216V261H215ZM151 263H153V261H152ZM219 263H220V262H219ZM143 264H144V263H143ZM145 264H146V263H145ZM148 264H149V263H148ZM212 264H214V261L212 262ZM217 264H218V262H217Z\"/></svg>", "mask_w": 264, "mask_h": 264}]
</instances>
